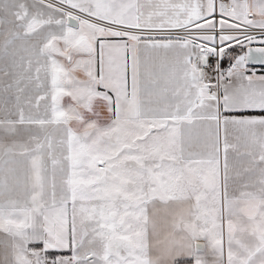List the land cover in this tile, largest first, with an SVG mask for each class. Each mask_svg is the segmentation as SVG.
<instances>
[{"label":"snow or ice","instance_id":"obj_1","mask_svg":"<svg viewBox=\"0 0 264 264\" xmlns=\"http://www.w3.org/2000/svg\"><path fill=\"white\" fill-rule=\"evenodd\" d=\"M256 64L264 0H0V264H264Z\"/></svg>","mask_w":264,"mask_h":264},{"label":"crops","instance_id":"obj_2","mask_svg":"<svg viewBox=\"0 0 264 264\" xmlns=\"http://www.w3.org/2000/svg\"><path fill=\"white\" fill-rule=\"evenodd\" d=\"M250 68L256 69L257 71V75H264V66H249ZM251 74V73H249ZM247 115H254V116H260V115H264V113L257 111H251L248 113H245ZM221 141H223V133H221ZM221 148H222V143H221Z\"/></svg>","mask_w":264,"mask_h":264},{"label":"water","instance_id":"obj_3","mask_svg":"<svg viewBox=\"0 0 264 264\" xmlns=\"http://www.w3.org/2000/svg\"><path fill=\"white\" fill-rule=\"evenodd\" d=\"M250 66H257V67H258V66H261V65H259V64H256V65H250Z\"/></svg>","mask_w":264,"mask_h":264},{"label":"built area","instance_id":"obj_4","mask_svg":"<svg viewBox=\"0 0 264 264\" xmlns=\"http://www.w3.org/2000/svg\"><path fill=\"white\" fill-rule=\"evenodd\" d=\"M223 2H229V0H223Z\"/></svg>","mask_w":264,"mask_h":264}]
</instances>
